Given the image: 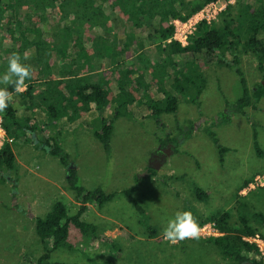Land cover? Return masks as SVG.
I'll list each match as a JSON object with an SVG mask.
<instances>
[{
	"label": "trees",
	"instance_id": "trees-1",
	"mask_svg": "<svg viewBox=\"0 0 264 264\" xmlns=\"http://www.w3.org/2000/svg\"><path fill=\"white\" fill-rule=\"evenodd\" d=\"M232 1L0 0V76L14 54L20 55L21 62L30 65L32 72L24 82V92L16 93L13 85H0L14 96L12 104L2 112L9 141L0 152V183L6 182L7 175L15 168L16 156L10 139L19 138L22 132L25 138L39 137L36 147L60 160L68 174V188L81 204L78 213L70 216L67 206L57 202L46 217L37 219L35 231L43 254L35 264H52L55 251L74 248L69 239L71 226L85 238L105 240L119 249L115 239L99 236L97 226L82 219L88 204L102 209L119 193H107L102 188L85 189L80 184L75 163L60 145L59 136H51L50 125L59 119L74 122L89 112H98L99 127L93 134L111 156L115 122L120 117H131V108L147 107L157 125L163 126L162 116L178 112L180 98L187 95L191 86L196 95L190 100L198 103L203 85L196 84L192 70L199 59L205 65L219 63L236 68L243 93L233 110L245 115L247 108H256L264 96V86L261 83L255 88L248 86L237 52L240 47L245 53L252 52L263 66L264 0H238L237 8ZM212 2L227 4L220 22H201L186 47L169 42L174 34L173 20L187 21ZM51 18L55 19L53 27L48 24ZM143 28L148 29L145 37L137 32ZM25 53L29 57L26 61L23 60ZM228 53L232 54V61L227 59ZM145 72L152 77L150 85L145 80ZM40 109L48 114V122L39 119ZM113 112L112 119L103 117ZM225 117L229 121L230 116ZM210 136L223 163L228 149L219 144L214 133ZM254 139L258 155L262 156L257 134ZM181 143L184 141L168 135L159 139L156 152L163 153L170 148L175 154ZM150 162L146 172L155 176L154 159ZM251 182L247 180L239 192ZM136 191L137 187H133L121 194L130 197ZM193 192L202 201L209 197L198 186H194ZM134 204L142 216L140 223L147 226L148 238L169 243L149 224V217L139 202ZM190 212L199 227L216 223L223 235L203 241L215 246L222 256L237 264H264L259 248L244 240L260 236L259 230L250 226L249 219L243 216L238 224H232L228 211L203 218ZM253 219L264 226L263 214H253Z\"/></svg>",
	"mask_w": 264,
	"mask_h": 264
},
{
	"label": "rangeland",
	"instance_id": "rangeland-1",
	"mask_svg": "<svg viewBox=\"0 0 264 264\" xmlns=\"http://www.w3.org/2000/svg\"><path fill=\"white\" fill-rule=\"evenodd\" d=\"M237 3L238 0L232 1L236 8ZM221 20L219 16L215 22ZM48 24L53 27L55 19L51 18ZM137 32L145 37L148 29ZM237 55L248 86L255 88L258 83L263 84L264 62L261 67L259 59L252 52L245 53L241 47ZM226 57L233 60L230 53ZM192 72L196 84L203 85L198 103L190 100L196 95L191 86L187 95L180 98L178 112L162 116L163 126H158L150 113H142L143 117L139 108H131V117H120L115 122L111 156L93 134L100 120L94 112L74 122L59 119L50 125L51 136H59L61 147L71 154L75 167H79L82 186L119 193L102 209L91 204L82 217L97 226L100 236L107 230L117 231L110 237L116 240L119 249L105 240L85 238L71 226L69 239L74 248L55 251L52 264H237L203 239H186L173 244L150 240L147 226L140 223L142 216L134 201L145 209L149 224L160 232V238L178 212L194 211L203 218L228 211L232 224L246 217L263 240L264 226L253 219V214L264 215V189L256 187V191L245 198L238 195L247 180L254 175L264 176V96L256 108H247L245 115L238 114L233 106L243 90L236 68L219 63L205 65L199 59ZM226 115L230 116L229 121ZM38 116L46 122L49 120L43 109ZM113 116L114 112L106 118ZM60 131H72L73 137L60 138ZM210 133L228 149L223 163ZM19 134V138L10 139L16 155L14 171L9 172L6 182L0 183V264H35L39 260L43 246L35 231L36 222L46 217L55 203H65L70 216L79 211L72 202L63 199L61 189L55 184L61 187L59 175L55 174L59 159L36 147L39 137L25 138L22 132ZM255 134L262 156L255 147ZM168 135L184 141L178 145V152L171 153L170 148L163 153L156 152L159 139ZM152 159L158 170L156 178L146 174ZM172 172L174 176L169 177ZM11 178L13 185L9 183ZM17 180L20 184L15 185ZM194 186L209 195L206 201L197 198ZM133 187H137V191L132 196L121 194ZM67 189L71 200L78 203L75 193ZM14 199L19 206L16 207ZM100 215L105 218L101 219Z\"/></svg>",
	"mask_w": 264,
	"mask_h": 264
},
{
	"label": "clouds",
	"instance_id": "clouds-1",
	"mask_svg": "<svg viewBox=\"0 0 264 264\" xmlns=\"http://www.w3.org/2000/svg\"><path fill=\"white\" fill-rule=\"evenodd\" d=\"M29 57L25 53L23 60ZM31 66L21 62V56L14 54L7 64V69L0 76V85H13L15 92L25 90V80L31 77ZM14 96L7 87L0 86V112L5 111L13 102ZM165 238L171 242L183 241L185 239L199 238L200 229L191 212H178L174 219L168 222L164 230Z\"/></svg>",
	"mask_w": 264,
	"mask_h": 264
},
{
	"label": "built area",
	"instance_id": "built-area-1",
	"mask_svg": "<svg viewBox=\"0 0 264 264\" xmlns=\"http://www.w3.org/2000/svg\"><path fill=\"white\" fill-rule=\"evenodd\" d=\"M227 7V4H223L222 2H212L208 5H206L201 11H199L197 14L190 17L187 21L182 20H173L171 22V25L174 27V34L169 39V42H177L181 44V46L186 47L189 45V40L191 36H193L197 30L198 25L201 22H207L208 24H212L217 20V18L220 16L222 12L225 11ZM9 141L7 131L4 126L3 121V113L0 112V152L3 149L5 143ZM263 182V177H258L254 182L251 184V187L256 188L258 186H261ZM200 229V235L199 238H191L187 240H194V239H209V238H217L222 236L223 234L219 231L216 223L209 222L201 227ZM164 241H167L171 244L173 242L167 240L165 238V235H163ZM186 240V239H185ZM246 242H249L251 244H255L261 253V256L264 260V240L260 238V236H256L254 238H244ZM180 241H176L174 243H178Z\"/></svg>",
	"mask_w": 264,
	"mask_h": 264
},
{
	"label": "crops",
	"instance_id": "crops-1",
	"mask_svg": "<svg viewBox=\"0 0 264 264\" xmlns=\"http://www.w3.org/2000/svg\"><path fill=\"white\" fill-rule=\"evenodd\" d=\"M138 70H139V68H137ZM152 77L150 76V74H147L146 72H145V80H146V82H147V84L148 85H150L151 83H152V79H151ZM167 89H169V87L167 88ZM25 90H26V88H25ZM25 90H23L22 92H24ZM170 90V89H169ZM92 112H94V111H92ZM96 115H98L99 116V114H98V112H94ZM139 113H141V116H143V117H145L144 115H142V113L143 114H148V113H150L149 112V110H148V108L147 107H145V106H143V107H141V108H139ZM110 114V113H109ZM108 113H105V114H103L104 116V118H106V116L107 115H109ZM111 115H113L112 113H111ZM151 115V114H150ZM107 119H110V118H107ZM115 130V129H114ZM80 130H79V134H80ZM71 133V134H70ZM53 136V135H52ZM61 137H63L64 139H68V137H73V134H72V131H67V132H64V131H60V138ZM61 142V141H60ZM71 145V147L73 146V144L71 143L70 144ZM62 146V145H61ZM63 148V147H62ZM63 150L65 151V149L63 148ZM159 150V146H158V148H157V150L156 151H158ZM66 153H68L67 151H65ZM70 156H71V154L70 153H68ZM16 156V155H15ZM71 158H72V156H71ZM76 164V163H75ZM77 168V167H76ZM55 169H56V171H55V174L56 175H59L58 176V180H60V185H61V187L59 186V184L57 183V182H55V184L58 186V188L59 189H61V196L63 197V199H66L67 200V203H69V202H72L73 203V205H75V206H77V208L78 209H80V207H81V204L80 203H76L74 200H71L72 198H71V193L70 192H68V191H66V189H67V187H68V183L66 182V180H67V178H68V174H67V172H66V169L64 168V166L61 164V162H60V160H59V162H56V165H55ZM78 169H79V167H78ZM77 169V170H78ZM79 173V172H78ZM157 173H158V170L156 169V175L154 176L155 178H156V176H157ZM146 174L149 176V177H153L152 175H150V174H148L147 172H146ZM174 176V174H173V172L172 173H169V177H173ZM79 177H80V175H79ZM258 177H263V182H262V184H261V186H258L257 188H260V189H264V176H260V175H254L253 176V178L252 179H250L252 182L249 184V188H246V189H244V190H242V191H240L239 192V196L241 197V198H245V197H247L249 194H251V193H253L254 191H256V188H253V187H251V184L254 182V180H256V178H258ZM9 183H10V185H13V183H14V180H12V178L10 179V181H9ZM16 184H20L19 183V181L17 180L16 182H15V185ZM56 186V187H57ZM66 186V187H65ZM84 187V186H83ZM85 189H87L86 187H84ZM68 190V189H67ZM87 190H90V189H87ZM249 193V194H248ZM76 197V196H75ZM16 201V203L15 204H17L16 205V207L17 206H19V202L16 200V199H14V202ZM65 204V203H64ZM66 205V204H65ZM88 206V210L92 207V205L91 204H88L87 205ZM100 218L101 219H104L105 217H103V216H101L100 215ZM112 234H117V231H116V233H114V232H111V231H106L105 233H102L101 234V236H105V237H109V238H111L110 236L112 235ZM100 236V235H99ZM112 239H114V238H112Z\"/></svg>",
	"mask_w": 264,
	"mask_h": 264
},
{
	"label": "water",
	"instance_id": "water-1",
	"mask_svg": "<svg viewBox=\"0 0 264 264\" xmlns=\"http://www.w3.org/2000/svg\"><path fill=\"white\" fill-rule=\"evenodd\" d=\"M263 86H264V82H263V84H262Z\"/></svg>",
	"mask_w": 264,
	"mask_h": 264
}]
</instances>
